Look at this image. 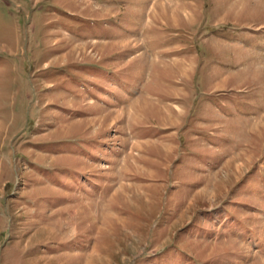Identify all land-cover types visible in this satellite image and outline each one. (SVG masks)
<instances>
[{"label":"rangeland","instance_id":"1","mask_svg":"<svg viewBox=\"0 0 264 264\" xmlns=\"http://www.w3.org/2000/svg\"><path fill=\"white\" fill-rule=\"evenodd\" d=\"M0 264H264V0H0Z\"/></svg>","mask_w":264,"mask_h":264}]
</instances>
